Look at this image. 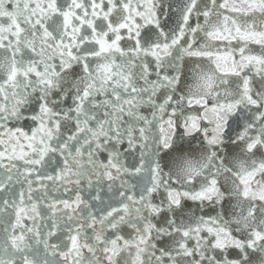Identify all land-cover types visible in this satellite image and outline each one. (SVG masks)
<instances>
[{"label": "snow or ice", "instance_id": "snow-or-ice-1", "mask_svg": "<svg viewBox=\"0 0 264 264\" xmlns=\"http://www.w3.org/2000/svg\"><path fill=\"white\" fill-rule=\"evenodd\" d=\"M0 264H264V0H0Z\"/></svg>", "mask_w": 264, "mask_h": 264}]
</instances>
